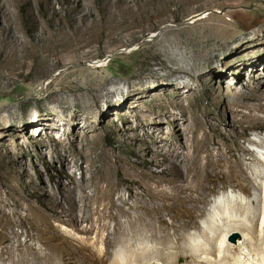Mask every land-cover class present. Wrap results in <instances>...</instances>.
I'll return each mask as SVG.
<instances>
[{
    "label": "rangeland",
    "instance_id": "obj_1",
    "mask_svg": "<svg viewBox=\"0 0 264 264\" xmlns=\"http://www.w3.org/2000/svg\"><path fill=\"white\" fill-rule=\"evenodd\" d=\"M256 35L264 36V0H0V124L6 123L0 131V185L5 182L14 186L10 199L6 195L8 188L0 187V194L10 204L4 210L6 218H0V232L18 235L21 243L33 244L34 251L50 258V263L41 260L40 264H63L58 261L59 248L55 250L48 236L50 229L74 246L87 241L95 247L92 249L105 251L100 236L97 241L95 232L87 235L83 231L85 223H75L68 216L53 218L59 208L68 210L66 203L58 201L55 204L52 197H59L61 188L69 186V180L67 174L62 175V165L55 153L42 140L51 141L58 149L69 150L73 135L66 137L63 125L67 124L66 117L78 107L80 124L77 132L90 122L98 131L97 144L105 152L112 153L121 164L132 170L149 169L154 174L165 171V179L169 181L172 179L167 173L170 169L159 154H155L149 140L141 132L134 136L125 131L129 116L128 96L134 92L148 95L149 104H143L141 108L158 112L164 100L154 98L153 87L158 88L161 99L164 76L169 75L170 70L184 67L196 74L205 73L206 59L211 60L219 54L220 43L236 39L230 45L235 47L242 39L251 40ZM214 62L216 73L221 75L222 65ZM244 77L247 83L254 82L250 75L244 74ZM177 78L178 89L171 91L183 95L185 104L204 124V132L209 137L216 135L222 153H232L242 160L239 148L244 147L260 158L264 166V123L258 119L264 118V113L257 110L264 101L252 100L249 89L238 76L216 80L209 75L193 79L180 74ZM183 82L189 83V88ZM116 87L122 89L120 94L105 100L112 104L110 106L101 102L99 106L103 110L99 114L98 109L93 108V96ZM72 89L79 92L69 93ZM80 94L83 95L77 102L75 96ZM172 97L173 94L166 100ZM51 111L55 115H47ZM11 113L21 122L16 133L9 128L14 125ZM89 113H93L95 120L89 119ZM168 113L182 128L180 109L171 107ZM40 116L58 124V129L50 136L37 126ZM129 117L132 126H136V119L132 115ZM165 130L169 139L177 143L173 127L166 126ZM214 151L219 152V147L214 146ZM22 156L27 160L24 167L19 161ZM244 163L254 182L253 173L264 175L262 165L253 164L250 168ZM71 167V172L80 179L81 171ZM113 179L119 183L113 199L120 204L119 197H127L129 193L120 185V174L114 175ZM185 184V180L179 181V185ZM205 184L212 185L210 182ZM262 185L259 191L252 189L253 196H262L264 181ZM233 186V183H216L215 192L208 195V203L204 205L205 215L198 220L200 232L215 241L220 227L216 223L205 224L204 220L206 215L209 218L213 215L209 212L212 211L211 201L221 200L218 210L224 216L222 218L244 220L255 212L260 217L264 210L262 201L258 208H253L249 204L250 198ZM133 188L141 192L136 186ZM165 190L170 192V186L166 185ZM20 202L23 209L16 206ZM150 205L157 207V203ZM29 206L35 207V216L42 222L35 241L28 237L30 221L26 209ZM122 207L128 210L127 205ZM165 214L168 225L178 223ZM107 223L112 231L113 220L108 219ZM168 232L167 238L142 239L124 250L113 247L110 249L112 254L106 258L107 264L113 261L144 264L153 251L174 257L179 245L185 242L198 248L205 243V237L196 228L183 231L181 240H177L172 230ZM2 247L0 244V250ZM10 251L13 256H8L13 260L25 263L28 258L33 262L31 251L26 248L20 253L16 249ZM85 254L88 253L81 250L74 256L76 264H91V257ZM238 256L235 252H222L207 264H242ZM1 258L0 264H12ZM156 261V264H166L164 259ZM169 264L202 262L176 258Z\"/></svg>",
    "mask_w": 264,
    "mask_h": 264
},
{
    "label": "bare ground",
    "instance_id": "obj_2",
    "mask_svg": "<svg viewBox=\"0 0 264 264\" xmlns=\"http://www.w3.org/2000/svg\"><path fill=\"white\" fill-rule=\"evenodd\" d=\"M235 40L218 45L217 51L219 54L212 59L210 58L211 60L206 59L208 67L205 73L196 74L192 69L184 67L170 70L169 75L164 76L165 83L161 87L163 90L161 99L158 88L153 87L154 98L164 100L160 111L151 113L149 110L141 108L143 104H149V96L146 94L134 92L127 98L129 103L127 112L129 116L132 115L136 119L137 125L132 126L130 117L127 116L125 131L132 133L134 136L141 132L143 137L149 140L155 154H159V157L166 162L167 167L170 169V172L167 173L172 176L171 180L167 181L165 179V171L154 174L149 169L132 170V168L121 164L112 153L105 152L97 144L98 131L90 122L86 123L77 132L80 124V109L78 107L71 116L66 117L67 124L63 125V132L66 137L73 135V138L70 139L72 147L69 150L58 149L56 144L51 141L42 140L43 144L52 153H55L62 165V175L67 174L69 180V186L61 188L59 197H52L55 204H58V201L61 204L66 203L68 210L66 211L64 207L59 208V213L54 215L53 218L60 219V217L68 216L75 223H85L86 226L83 231L87 235L95 232L97 241L100 236L101 243L106 248L105 251L94 250L95 247L87 241H81V243L79 242L80 245L74 246L72 243L63 241L48 226V229H50L48 236L51 243L55 250L59 248V258L56 257L58 261L60 260L63 264H76L73 258L79 251L83 250L88 253L85 254L86 256L91 257V264H107L106 258L112 254L110 249L113 247L124 250L133 242L142 239L150 240L151 237L167 238L169 230L173 231L177 236V240H181L184 238L183 231L196 228L205 237L203 238L205 243L199 244V248L195 247L196 245L193 246L192 243L185 242L179 245L174 257H170V255L163 256L157 251H153L144 264L149 262L158 263L156 260L163 259L166 264H169L176 258L192 259L193 261L198 259L202 264H207L212 262V259L219 257L222 252L224 254L235 252L242 259V264H264V210H262L261 216L259 215L260 217L255 212V214L247 216L244 220L231 217L222 218L224 216L218 210L221 200L211 201L212 211L209 212H212L213 215L210 218L206 215L204 220L205 224L211 222L220 227V234L216 241L203 231L200 232L198 222L199 218L205 215L206 208L204 205L208 203V195L215 192V185L218 182L227 185L233 183L234 188L250 198L249 204L255 209L258 208L261 201L264 203V193L261 194V197L252 195V189L260 190L264 175L253 173L256 177V182H254L244 168V161L250 168L253 164L262 165L260 158L240 146L239 150L243 154L242 160L232 153L229 155L223 154L216 135L209 137L204 132V124L191 111L189 105L185 104L183 95L178 91H171L174 88L178 89L177 75L180 74H186L193 79L209 75L216 80L228 76H238L249 89L252 100L264 101V36L256 35L251 40L242 39L238 45L230 47ZM213 60L222 65L223 73L221 75L216 73ZM104 63L102 62V64ZM237 63H240V65ZM244 74L250 75L254 82L247 83ZM183 85L189 88V83L183 82ZM227 87L230 89V85L227 84ZM148 89L150 88H146V90ZM121 90L119 87L112 90L105 89L101 94L94 95L93 108H97L98 113L102 114L103 108L99 104L105 102L112 95H119ZM77 92L79 91L73 89L69 91V93ZM235 93L237 94V91ZM172 94L173 97L166 100ZM81 95L83 94L75 96L77 102H79ZM105 105L110 106L112 104L105 102ZM171 107L180 109L183 116L182 128L177 126L175 118H170L168 110ZM257 110L264 113V105L258 106ZM47 115L53 116L55 112H48ZM11 116L14 125L9 128L16 133V129L18 125H21V122L17 121L13 113H11ZM88 117L95 120L93 113H89ZM110 118L109 116L108 119ZM258 119L264 123V118L258 117ZM251 123L254 125L253 122ZM24 124H22V127ZM5 125V121L0 124V131ZM37 126L43 129L46 136H50L59 127L55 122L51 123L41 116L38 119ZM166 126H171L175 130L177 143L169 139L165 130ZM5 129H8V127L4 128L3 131ZM214 146L219 147V152L215 153ZM262 156L264 157V155ZM19 161L23 167L27 164V160L23 156ZM84 165H86V168H84ZM71 166L81 171L80 179H77L71 172ZM262 167L264 166L262 165ZM87 174H89V177H87ZM119 174L122 178L121 187L129 193L127 197H119L120 204L113 199V194L119 187V183L114 182L113 176ZM182 180H185L186 186L179 185V181ZM205 182H210L212 185H206ZM2 185H5L9 190L6 193L7 197L12 198L14 194L13 184L2 182L0 187ZM166 185L170 186V192L165 190ZM133 186H136L141 192L138 193ZM87 190L90 192H87ZM152 203H157V207H152L150 205ZM22 204L21 202L17 203V208L23 209ZM122 205H127L128 210H124ZM6 207H10V204L0 194V218L2 219L6 218L7 213L4 212ZM114 210L116 213H113ZM26 211L30 221L28 237L35 241L37 239L35 235L41 230L42 222L37 220L34 206H29ZM165 213L178 223L168 225L165 220ZM108 219L114 222L112 231H109ZM201 228L203 230V226ZM1 232L0 244H3V247L0 250V258L5 255L1 258L3 262H5L4 260H9L12 264H40L39 261L41 260L45 263L49 262L50 258L34 251L33 244L21 243L18 240V235L14 233L11 236ZM231 234L239 235V239L235 244L227 240ZM24 248L28 249L29 252L31 251L33 262L27 257V260L24 258L25 263L11 258L13 255L11 256L10 250L16 249L20 253L24 251ZM212 249H215V251ZM241 259L239 260L241 261ZM111 264H119V262L113 261Z\"/></svg>",
    "mask_w": 264,
    "mask_h": 264
},
{
    "label": "water",
    "instance_id": "obj_3",
    "mask_svg": "<svg viewBox=\"0 0 264 264\" xmlns=\"http://www.w3.org/2000/svg\"><path fill=\"white\" fill-rule=\"evenodd\" d=\"M239 239V235L238 234H231L230 236H228V238H227V240H228V242H230V243H236L237 242V240ZM152 264H153V262H152ZM156 264V263H155Z\"/></svg>",
    "mask_w": 264,
    "mask_h": 264
}]
</instances>
